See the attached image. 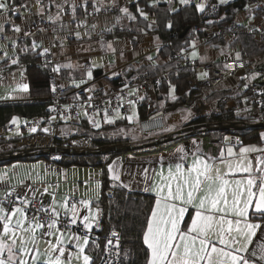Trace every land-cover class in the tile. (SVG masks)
Masks as SVG:
<instances>
[{"label": "crops", "instance_id": "1", "mask_svg": "<svg viewBox=\"0 0 264 264\" xmlns=\"http://www.w3.org/2000/svg\"><path fill=\"white\" fill-rule=\"evenodd\" d=\"M43 1H46V5H48L47 7L50 12L49 16L52 17V20H58L56 19L57 14H59L60 18H63V16L66 15L64 13L65 7L69 5L71 7L70 18L74 20L79 19L80 21L84 20L87 7L100 5L112 7L111 5L113 2V0H40V3L37 4L36 0H26L20 6L15 7L19 9V11H10L0 15V25H3V31H0V104L29 101L31 99L30 87L27 92H22L17 89L18 84L27 83L29 85L30 82L26 71L27 65L20 61V57L22 54H25V52L31 50H41L43 54L45 42L52 40L51 37L39 34L46 12ZM171 1L174 3L170 6L171 9L161 8L162 4ZM213 1L219 5H225L234 0H227L224 4H221L219 0H190L188 4H181L180 0H156L155 4L153 0H116V6L114 8L117 12L115 17L105 18L100 24L102 26H110L112 31H118V27L122 26V33L106 37H86L83 35L81 39L75 41L66 40L64 38L60 42L54 43L52 41L53 52L60 63L63 79L72 88L77 87V85H103L112 83L117 79L128 78L139 72H148L145 71L148 69L158 70L168 66L170 58L162 51L164 42L160 35V28L171 31L175 22L173 18L175 13L193 4L197 8L198 4L204 3L207 8L208 4ZM259 1L264 4V0ZM7 2L9 3L8 0ZM25 5L26 7H22ZM57 5L60 7L58 8ZM73 5H75V12H73ZM9 7L10 9L13 8L10 3ZM40 7L44 8L43 13L39 12ZM124 7H127L129 12L136 17L135 20L130 19L126 14L120 11V9ZM139 9H142L148 14L147 19L139 15ZM197 10L199 14L205 11L201 12L198 8ZM5 16L7 20L4 19ZM223 17L224 16H220L217 21L214 19L210 21L211 23H213V21L218 22ZM139 19L144 20L145 25H139ZM234 20L240 28L244 30L241 34L252 36L259 44L264 46V36L251 32L254 29H260L264 32V11L257 10L255 4L248 0L245 6L236 13ZM169 23L172 25L171 28L167 26ZM211 23H208V28L214 29L218 27ZM17 25L21 28L20 32L14 30V26ZM149 25H151V27H149ZM124 30H127V33H125ZM3 33L7 34V41L5 42L1 41V35ZM202 33H204V36L193 39L190 47H187L188 50L184 49L189 52L192 59L213 61L222 67L226 59L237 57V53H239V56L243 52L248 54L249 70L242 71L236 76L227 75L217 91L218 93L227 92L231 94V99H234L233 96L237 95L241 98L240 100L246 103V84L249 80L256 79L261 71L264 70V48L262 49L260 47V50L253 52L252 50L247 51L241 39L239 40V36L227 37L224 38L223 41L215 40L210 42L211 39L207 37V32L205 31ZM33 42L38 45L35 49L32 48ZM109 43L112 44V49H115V51L109 49ZM193 43H195L194 48H192ZM193 52L196 53L195 57L192 55ZM149 56L152 57V60L148 59ZM13 59L17 60L16 64L12 63ZM69 64H71L72 67H67ZM93 64L96 66L93 67ZM97 69H104L105 72V76L99 80H96L94 76V72ZM89 70L92 71L91 78L87 76ZM202 73V70L198 71V74L201 75ZM81 81H83V83H81ZM171 91L172 94H170V97L172 98L176 94L175 86L174 91L173 89H171ZM245 107H247V105ZM134 109L135 113L137 112L138 118L130 121L128 116L134 113ZM236 109L238 108H232V110ZM139 113L140 108L133 105L129 113H120L118 116L117 114H108L109 117L115 118L113 123H108L105 116L102 117L97 114L87 115L85 119H88L90 130H92V133H88L90 137L84 134V125H82V121H85V119L81 122H74L69 117H66L61 121L59 132L65 137L70 138L92 137L93 139L95 136H100L109 139H141V137L137 135L138 133L140 135L139 120L141 119ZM89 116L92 117V120L88 118ZM237 116L240 118L239 121H248L251 117L247 111L239 112ZM192 118V112L189 107L181 111L168 113L166 119L169 124V130L162 133L161 136L186 128L185 126ZM25 119L26 121L28 120V118ZM93 120L98 121L100 127H95L93 125ZM115 125L118 126L115 127ZM1 127L2 126H0V133L2 131ZM13 131H10L8 135L15 138L18 137V139L28 135V133H23L22 136H19L15 133L16 131ZM262 134H264V129L260 132L262 141L259 143H244L234 134L224 135L221 142H217L211 136L207 135L210 142L206 143V138H201L200 135L195 134L189 138H185L183 142L169 150L157 152L147 151L143 153L135 151L120 153L108 166L109 177L113 183L119 184L129 192H140L142 194L153 195L154 207L157 196L156 192L151 189L155 185L164 183L160 174L162 172L164 176L168 175L167 164L169 162H177L179 157L185 153L187 154L188 162H190L192 154L197 152V149L205 156L218 157L221 150H225L226 155V149L229 147L236 153H239L241 147L249 145H256L258 148H264V135ZM140 141H142V139ZM180 149H183L184 152L181 153ZM250 155L254 158L260 155V153H253ZM161 158H163V167H161ZM117 175L120 179H113V177ZM243 175L244 174H237L235 178H241ZM21 180L24 181L23 184L19 183ZM125 185H127V187H125ZM48 186H51L49 192L44 194L47 195L51 204L53 196H55L58 202L62 201L65 196H75L80 200L91 199L92 208L95 210V208L99 207L97 204L103 195L102 170L100 168L75 165L64 167L56 162L38 159L0 165V201H3L2 198H4V194L12 187L17 188L22 198L25 194H27L29 198H32L31 189L34 188L37 190V197L43 193L44 188ZM145 189L149 190L145 191ZM3 204H5L6 208L9 210L11 209L7 203L3 202ZM77 205L80 207L79 215L81 217L78 222L83 225L82 218L84 215L88 214L87 209L79 206V203H77ZM189 214L190 219L185 224V220ZM194 215L195 209L192 206H188V210L182 221V229H187ZM248 219L252 223H259L261 229L257 230L256 236L253 237L252 244L248 246L249 251L245 253V255L249 256L251 259H255L257 264H264V261H261L259 258V246L264 244V218L254 216L250 212ZM96 223L97 222H93L92 228L95 227ZM59 227L61 231H64L66 234L69 232V230H65L60 225ZM70 232L79 236H84L79 231ZM46 239L52 240L53 242L55 241V237L41 239L39 244L42 253L47 247L45 243ZM213 240L215 241V237H213ZM88 246L86 248V253L92 256L88 252ZM217 246H221L218 241ZM68 247L75 251V241L68 245ZM253 251L257 253L255 257H251ZM73 264H76V262H73Z\"/></svg>", "mask_w": 264, "mask_h": 264}, {"label": "snow or ice", "instance_id": "2", "mask_svg": "<svg viewBox=\"0 0 264 264\" xmlns=\"http://www.w3.org/2000/svg\"><path fill=\"white\" fill-rule=\"evenodd\" d=\"M36 2L39 4L40 0ZM155 2L156 0H153L154 4ZM219 2L224 4L227 0H219ZM180 3L188 4L190 0H180ZM111 6H116V0H113ZM57 7L60 6L57 5ZM197 8L203 12L206 4L200 3ZM10 11H19V9L15 7L10 9L7 0H0V15ZM120 11L130 19H136L127 7ZM138 11L141 17L147 19L146 12L142 9ZM39 12L43 13L44 8L40 7ZM73 12H75V5H73ZM48 18L52 19L51 16ZM4 19L7 20V17L5 16ZM56 19H60L59 14ZM167 26L171 28L172 25L169 23ZM14 30L20 32L21 28L17 25L14 26ZM0 31H3V25H0ZM77 36L79 37V33ZM37 47L38 45L33 42L32 48ZM108 47L112 49V44L109 43ZM112 50L115 51V49ZM48 51L47 48L43 49L44 53ZM192 55L195 57L196 53L193 52ZM148 59L152 60V57L149 56ZM12 63L16 64L17 60L13 59ZM95 66L93 64V67ZM60 67L57 65L53 71L59 72ZM67 67L72 65L69 64ZM225 67L228 66L225 65ZM87 76L92 77L91 70L87 72ZM17 89L27 92L29 85L21 83L17 85ZM52 91H56L55 84L52 85ZM132 94L129 92V95ZM140 99L143 97L141 96ZM128 103L133 105L135 101L129 100ZM84 114L88 115L86 111ZM116 114L119 115V109ZM88 118L92 120L91 116ZM134 118L135 113L128 117L129 120ZM17 119L14 117L13 122ZM105 119L108 123H113L115 118L109 117L105 110ZM93 125L100 127L99 122L95 120ZM36 130L35 127L31 129L32 132ZM48 131L49 129H44V132ZM180 151L184 152L183 149ZM226 153L225 155V150H221L218 157H211L205 156L197 149V152L192 154L190 162L185 153L177 162L167 164V176L161 172L164 183L155 185L151 189L156 192L157 198L143 233V242L150 250L147 264H257L255 259H251L245 253L249 251L248 246L252 244L257 230L261 229L259 223L249 221V213L264 218V148L249 145L241 147L239 153H236L229 147ZM253 153H260V155L253 158L250 155ZM161 167H163V158H161ZM237 174L244 175L241 178H235ZM113 179L119 180L120 177L117 175ZM19 183L23 184L24 181L21 180ZM50 187H45L41 195L48 193ZM148 190L145 189V191ZM36 191L34 188L31 189V199L27 194L23 198L16 194L15 201L20 203L10 201L13 204L10 210L3 206V201H0V264H73V262L93 264V257L86 253L89 236H79L70 231L66 234L59 227L62 211L64 216H70L69 224H77L81 219L80 207L71 202L70 196H65L59 202L53 196L52 204L45 207L36 200ZM13 194L14 189L6 192L4 198L7 200ZM78 203L79 206L87 209L88 213L82 218L83 226L89 230L93 227V222H97L99 226L98 219L102 210L99 207L93 210L91 199H83ZM37 204L39 207L36 206ZM25 206L31 207L33 211L31 218ZM188 206L195 209V215L191 218L190 225L184 230L181 225ZM41 213L46 217L43 222L39 219ZM111 236L115 238V246L118 249L119 233L113 231ZM46 237H55V241L46 239L47 247L42 253L39 241ZM73 241H75V251L68 247ZM217 241L221 246H217ZM113 244V239L107 240V246L112 247ZM259 248V258L264 261V244H261ZM116 255L118 256L119 253L117 252ZM256 255L255 251L251 253V257Z\"/></svg>", "mask_w": 264, "mask_h": 264}, {"label": "built area", "instance_id": "3", "mask_svg": "<svg viewBox=\"0 0 264 264\" xmlns=\"http://www.w3.org/2000/svg\"><path fill=\"white\" fill-rule=\"evenodd\" d=\"M255 4L257 10L264 11V4L259 0H250ZM46 1H43V5L46 7L45 16L43 18L42 28L39 30V34L51 37L52 40L46 41L44 48L49 49L46 56V61L49 67V78L51 87V105L48 115L36 116L28 119L23 125V133H28L26 136H22L20 139L14 138L15 142L11 143V137L8 135L10 131L15 130V126L8 122L2 126L0 133V140L4 142L1 149L2 152H8L10 150L17 151L18 149L27 148L32 145L39 146H63L74 147L78 149L97 147L94 144L92 138L78 137L70 138L65 137L59 132L61 121L69 117L74 122H80L86 115L97 114L99 116H105V110L108 114H116L117 109L120 113H129L132 110L133 105L141 107L143 101L147 104L148 116L143 118L139 122V132L142 140H149L150 138L160 137L162 133L169 129V124L166 119L167 111L166 107H162L159 104V99L156 92V86L163 81L169 80L168 72H162L157 76H153L150 72H139L125 79H120L118 84H103V85H90V86H77L70 87L63 79L62 70L60 67L59 72H54L53 68L60 65L53 52V42H60L66 40H77L84 36L86 37H106L111 34L112 29L110 26H102L100 22L105 18H114L117 10L114 7L106 5L90 6L85 10L84 20L72 24L71 23V7L68 5L65 7L64 13L66 15L58 20H49L50 12ZM214 6V7H213ZM99 8V11L95 9ZM220 5L218 3L208 4L203 14V19L194 24L190 30V34H198L201 32H207V37L212 39L214 37L227 38L236 37L241 34L242 30L235 20L229 22L225 27H216L214 29L208 28V23L213 14L218 13ZM95 25V27H93ZM252 33L261 34L264 36V32L260 29L251 31ZM79 33V37L77 36ZM1 41H7V34L1 35ZM53 41V42H52ZM176 61L175 68L180 70L184 67L193 68L196 71L202 70L206 75L200 77L198 75L192 77L189 81L190 86L195 90L194 95L189 100V108L191 109L193 118L202 116L208 113L221 114L223 111V104H226L227 109L239 108L236 99H231V94L223 95L212 101L207 100L209 91L218 87L227 77V75L236 76L242 71L249 70V56L243 52L239 58L231 57L224 61V67L219 66L213 61H201L198 59H192L187 50L177 51L174 55ZM225 65L228 67L226 68ZM56 85V91H52V85ZM127 85V87H126ZM91 89V91H89ZM132 92V95H129ZM246 92L248 93L251 105L254 107L252 114H249V122H257L264 120V70L260 75L254 79L249 80L246 84ZM143 99H140V97ZM91 97V99H89ZM129 100L135 101L133 105L128 103ZM234 103V104H233ZM232 107V108H231ZM35 127L37 130L32 132L31 129ZM49 129L48 132H44V129ZM63 139V145L58 144L55 141ZM15 149H12V146ZM13 196L9 199L2 198L4 202L8 203L10 207L13 204L10 201H15V195L19 194L17 188L12 187L8 192L13 191ZM110 193L114 192L113 188L109 189ZM72 203H78L79 198L72 196ZM31 199V198H29ZM36 200L41 202L45 207L51 205V202L47 198L46 194L39 195ZM19 204V201H15ZM39 207V204L36 205ZM28 209V216L31 218L33 211L30 206H25ZM39 219L43 222L46 217L43 213L39 214ZM70 216L61 215L60 226L65 230L79 231L82 235H88L90 240L96 241L99 239L104 240V249L98 264H124L128 259L129 253L125 248V241L122 229L112 226L105 231L104 223L101 218L98 220L94 228L91 230L86 229L80 222L75 225L68 223ZM67 225V227H65ZM116 231L119 233V247L115 246V238L111 236V233ZM113 239L114 244L112 247L107 246V240ZM119 253L117 256L116 253Z\"/></svg>", "mask_w": 264, "mask_h": 264}, {"label": "trees", "instance_id": "4", "mask_svg": "<svg viewBox=\"0 0 264 264\" xmlns=\"http://www.w3.org/2000/svg\"><path fill=\"white\" fill-rule=\"evenodd\" d=\"M12 7L20 6L26 0H8ZM248 0H234L229 4L220 5V10L218 13L212 15L210 20L214 19L217 21L220 16H224L220 21H213L212 25H217L218 27H225L229 22L233 21L236 13L241 10ZM214 2V1H213ZM211 2V3H213ZM174 3L168 2L161 5V8H170ZM206 10V9H205ZM203 14H199L196 6L193 4L186 7L183 10L175 13L173 18L175 20L173 29L171 31L164 30L160 28V35L163 40V53L170 58L169 65L161 69H148L145 71L150 72L153 76H157L162 72H168L169 80L163 81L156 86V92L159 99L160 106L166 107L167 114L176 111H181L184 108L189 107V100L195 93V90L190 86V79L196 75L199 76L198 71L190 67H184L180 70L176 69V61L174 55L177 51L187 49L190 47L193 39L197 37L204 36V33L190 34L192 26L203 19ZM80 22L79 19L74 20L71 18V23L75 24ZM139 25H145L144 20H138ZM122 27V26H121ZM118 27V31H112L108 36L114 34H120L123 32V27ZM240 27V26H239ZM190 28L189 33L184 37H181V33L186 29ZM6 32V31H5ZM127 33V30H124ZM241 35V36H240ZM245 50L258 51L264 46L259 44L252 36L246 34H239ZM224 38L214 37L210 42L215 40H222ZM75 41V40H72ZM209 42V43H210ZM188 50V49H187ZM20 61L27 65V74L29 76V87L31 99L29 101H18V102H8L0 104V126L6 125L15 116L25 117L28 119L34 118L36 116H44L49 114L51 105V87L49 78V67L46 61V56L41 53V50L27 51L22 54ZM224 67V64L222 65ZM142 71V70H141ZM120 79L114 80L111 84H118ZM222 85V84H221ZM175 86L176 94L175 99L170 97V88ZM220 86V85H219ZM219 86L215 89L209 91L207 96L208 101H212L223 95L228 94L227 92L218 93ZM244 95V94H243ZM242 95V96H243ZM230 98L232 96H229ZM236 101H238L239 108L236 110L227 109V105L223 104V111L221 114L208 113L202 116L192 118L185 127L196 125V124H207V123H219V122H232L239 121L237 113L242 111H247L252 114L254 107L250 104L248 93L245 91V102L240 100L241 98L237 95L233 96ZM247 105V107H245ZM140 119L146 118L148 116L147 104L143 101L140 107ZM264 117V113H263ZM85 119V117L83 118ZM82 119V120H83ZM81 120V121H82ZM85 119L82 121L84 125V134L88 137V133H92L90 130V125ZM80 121V122H81ZM140 121V120H139ZM86 126V128H85ZM118 125H115L117 127ZM264 128L262 127H250L246 129H230V130H201L196 135H209L215 141L221 142L222 138L226 134L236 135L244 143H259L262 141L260 132ZM195 135V134H193ZM192 135H186L184 137H179L173 141L162 142L156 145H152L146 148L134 150L135 152H157L163 150H169L176 146L179 141H183L185 138H189ZM92 138V137H91ZM11 143L15 142V139H11ZM95 146H107L117 143H128L134 140L117 138L109 139L107 137L95 136L93 137ZM155 138H150L148 142H154ZM58 144L63 145L64 140L55 141ZM4 144L0 140V152L2 151L1 146ZM15 149V146H12ZM23 149V148H21ZM18 149L17 151H20ZM127 153V152H122ZM120 153H110V154H92L88 156H71V155H43V156H28L21 158H14L8 160H0L1 164L13 163L17 161H32L35 159L46 160L56 162L57 164L67 167L71 165L75 166H87L93 168H100L102 170V180H103V195L98 202L99 208L102 210L101 221L104 223L105 231H107L112 226L122 229L125 241V248L129 252V259L124 264H147L150 252L146 244L143 242V233L146 230L147 220L149 219L150 212L154 205L153 195L142 194L140 192H129L126 188L120 186L119 184L113 183L108 173V166L113 161V159ZM60 157V160L57 158ZM113 188L114 192L110 193L109 189ZM4 202V201H3ZM6 203V202H5ZM8 204V203H7ZM9 205V204H8ZM190 214L185 220V224L189 221ZM98 245V247H97ZM104 249V240L99 239L96 241L90 240L88 246V252L93 257V264H98L100 262L102 253Z\"/></svg>", "mask_w": 264, "mask_h": 264}, {"label": "water", "instance_id": "5", "mask_svg": "<svg viewBox=\"0 0 264 264\" xmlns=\"http://www.w3.org/2000/svg\"><path fill=\"white\" fill-rule=\"evenodd\" d=\"M190 28H186L182 33L181 37L185 36L189 32ZM96 80H99L105 76L104 69H97L94 72ZM250 127H262L264 128V120L257 122L249 121H232V122H219V123H207V124H196L180 129L176 132L167 133L160 137L155 138L154 142H148L145 140L138 142L128 143H117L107 146H98L92 148L78 149L74 147H63V146H39L32 145L20 151L10 150L8 152H0V160H8L14 158L28 157V156H43V155H71V156H88L92 154H110V153H122L131 152L137 149L146 148L152 145H156L162 142L173 141L176 138L184 137L186 135H193L201 130H230V129H246Z\"/></svg>", "mask_w": 264, "mask_h": 264}, {"label": "rangeland", "instance_id": "6", "mask_svg": "<svg viewBox=\"0 0 264 264\" xmlns=\"http://www.w3.org/2000/svg\"><path fill=\"white\" fill-rule=\"evenodd\" d=\"M188 33H189V32H188ZM188 33H187V34H188ZM192 48H194V47H193V44H192ZM203 73H204V72H203ZM199 76H200V77H204L205 75H200V74H199ZM171 89H173V87L170 88V94H172ZM134 113H135V109H134ZM129 115L132 116L133 114H132V115L129 114ZM15 117L18 118L15 122H13V118H14V117H13V118L11 119V121H10L11 124H13V125L15 126V130H14L13 132L16 131V132H15L16 134H18L19 136H22V134H23V129H22V127H23V125H24L27 121H26V119H25L24 117H20V116H15ZM128 117H129V116H128ZM135 118H138V116H137V112L135 113ZM135 118H134V119H135ZM130 121H133V119L130 120ZM168 130H169V129H168ZM168 130H167V131H168ZM13 132H12V133H13ZM137 135L140 136L139 133H138ZM9 136H10V135H9ZM10 137H11V136H10ZM13 138H15V137L12 136L11 139H13ZM201 138H206V139H205V142H206V143L210 142L209 139L207 138V136H201ZM140 140H141V139L139 138V139H136V140H134V141H140ZM181 142H183V141H179V143H181ZM179 143H178V144H179ZM47 146H48V145H47ZM24 147H25V146H24ZM24 147H23V149H25ZM57 158L60 160V157H57ZM3 206L6 208V205H5V204H3Z\"/></svg>", "mask_w": 264, "mask_h": 264}]
</instances>
